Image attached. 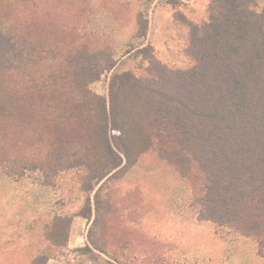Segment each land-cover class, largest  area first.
I'll list each match as a JSON object with an SVG mask.
<instances>
[{
  "label": "trees",
  "instance_id": "trees-1",
  "mask_svg": "<svg viewBox=\"0 0 264 264\" xmlns=\"http://www.w3.org/2000/svg\"><path fill=\"white\" fill-rule=\"evenodd\" d=\"M186 1L169 3L187 27L182 52L190 65L169 66L147 42L137 49L147 63L137 75L115 71L111 46L87 30L91 0H2L0 165L15 176L40 170L48 184L82 169L89 219L92 192L98 214L108 183L155 150L191 181L200 221L250 237L262 251L264 6L209 0L207 19L196 22L179 8ZM137 27L145 39L142 13ZM109 72L104 96L91 84ZM89 239L85 249L106 253Z\"/></svg>",
  "mask_w": 264,
  "mask_h": 264
},
{
  "label": "rangeland",
  "instance_id": "rangeland-1",
  "mask_svg": "<svg viewBox=\"0 0 264 264\" xmlns=\"http://www.w3.org/2000/svg\"><path fill=\"white\" fill-rule=\"evenodd\" d=\"M257 1L260 10L264 0ZM208 2L189 0L179 8L199 10L203 21ZM171 6L169 0H91L86 27L113 49L115 71L142 75L147 63L137 49L151 40L149 32H155L158 21L172 25ZM138 13L150 23L145 39L136 36ZM182 24L176 22L163 36H169L178 56L187 39ZM111 74L92 83V89L108 96ZM82 174L80 168L63 171L52 178L54 184H48L40 170L15 176L0 165V264H30L48 243L51 256L45 264H202L215 253L230 254L232 243L241 236L226 227L202 224L191 181L155 150L143 153L135 165L108 183L102 193L107 201L98 214L92 192L89 219L82 215L87 200ZM179 231L190 237H177ZM214 231L222 237L217 250L208 243V238L214 240ZM89 233L106 253L85 249L92 247ZM64 241L67 245L60 244Z\"/></svg>",
  "mask_w": 264,
  "mask_h": 264
},
{
  "label": "crops",
  "instance_id": "crops-1",
  "mask_svg": "<svg viewBox=\"0 0 264 264\" xmlns=\"http://www.w3.org/2000/svg\"><path fill=\"white\" fill-rule=\"evenodd\" d=\"M169 5V4H167ZM171 11H170V17L169 19V24L172 23L174 27H176V22L180 23L174 18V7L171 6ZM183 13L190 19L196 22H201L199 21V10H192V12L184 11L182 9ZM208 16V13H207ZM207 19V18H206ZM205 19V20H206ZM182 24V23H180ZM168 23L166 24L163 22V20L158 21L157 24H155L154 33L152 30L149 32L150 28V23H149V28L148 32L150 33L151 40L148 41L150 44L153 45L156 55L165 63H167L169 66L174 67V68H183L187 67L190 65V60L187 56L184 55V53L181 56L176 55V52L174 51V43L170 42L169 36H164V33L167 34V31L169 30L171 26H167ZM183 25V24H182ZM167 26V27H166ZM185 26V25H184ZM186 27V26H185ZM187 28V27H186ZM188 31V30H187ZM162 35V36H161ZM155 36V37H153ZM153 37V39H152ZM163 38V41L160 43L159 39ZM171 37V36H170ZM155 39V40H154ZM187 42V39H186ZM186 45V43H185ZM184 45V46H185ZM182 51V50H181ZM199 220V219H198ZM200 221V220H199ZM206 223V221H202V224ZM210 223V222H207ZM212 224V223H211ZM214 225V224H213ZM215 226V225H214ZM213 238H208L210 241V246H215V249L217 250V242L222 244L221 236L217 234L216 231L213 232ZM177 237L180 238H185V237H190V233L187 232H176ZM239 238L236 239L234 243H232V249L230 254L226 253L222 256V254H217L215 253L212 257H210L207 261L202 260V264H263L264 263V249L260 252L259 245L256 240L250 238V237H245V236H238ZM46 238V235H45ZM50 243L47 244L45 249L42 251L38 252L37 254H40L44 251H48L50 247ZM67 245V244H66ZM212 248V247H211ZM215 250V251H216ZM50 258V257H49ZM48 258V259H49Z\"/></svg>",
  "mask_w": 264,
  "mask_h": 264
}]
</instances>
